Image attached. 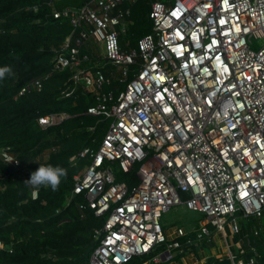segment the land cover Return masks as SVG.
<instances>
[{"label": "built area", "instance_id": "built-area-1", "mask_svg": "<svg viewBox=\"0 0 264 264\" xmlns=\"http://www.w3.org/2000/svg\"><path fill=\"white\" fill-rule=\"evenodd\" d=\"M122 1L130 0L52 10L73 27L53 52V69L71 70L74 85L95 98L87 113L109 118L97 149L84 147L69 159L89 157L90 164L74 175L66 202L83 194L95 215L108 212L84 264H126L156 246L163 247L146 263L169 264L174 250L182 256L203 250L209 225L224 242L211 247L205 264H216L211 258L258 264L261 255L241 235L238 217L264 230V42L253 47L264 40V0H152L151 31L137 50L120 43L128 25ZM88 39L99 46L102 64L90 65L80 54L78 44ZM105 64L113 71L106 74ZM132 64L138 68L127 81ZM112 81L123 85L116 98ZM41 87L35 78L14 98ZM65 117L43 116L39 123ZM0 160L19 168L9 147L0 148ZM136 164L138 183L130 190L113 171L127 173ZM179 204L203 214L194 237L182 227L172 238L164 232L163 213ZM0 249L11 247L0 240Z\"/></svg>", "mask_w": 264, "mask_h": 264}, {"label": "trees", "instance_id": "trees-1", "mask_svg": "<svg viewBox=\"0 0 264 264\" xmlns=\"http://www.w3.org/2000/svg\"><path fill=\"white\" fill-rule=\"evenodd\" d=\"M88 1L0 0V67L11 70L0 78V148L9 147L19 160L18 169L0 160V240L11 247L0 249V264H84L98 243L95 230L107 218L108 212L95 215L83 194L72 196L68 202L66 198L74 186V175H81L90 164L89 157L74 163L70 157L84 147L97 149L109 118L88 114L87 108L95 103L93 94L81 84L74 85L71 70L52 66L54 50L73 29L68 20L54 18L52 10L79 7ZM151 1L120 2L118 9L128 10L127 28L120 33L122 47L137 50L138 39L151 31ZM78 47L80 54L88 57V64L104 62L92 39ZM137 68V64L130 65L127 81ZM102 70L107 74L113 67L105 64ZM39 77V91L14 98L22 86ZM116 88L123 85L112 81L108 89L114 98ZM52 114L66 117L51 124L39 123L40 117ZM49 163L67 170L56 190L25 182L38 164ZM136 171L137 164L127 173L114 168L113 174L131 190L138 183ZM33 188L37 189L36 198L31 197ZM241 227V235L247 234L261 255L258 264H264V230L259 232L254 219L242 220ZM162 247L133 256L126 264H144ZM208 261L228 264L212 258Z\"/></svg>", "mask_w": 264, "mask_h": 264}, {"label": "rangeland", "instance_id": "rangeland-1", "mask_svg": "<svg viewBox=\"0 0 264 264\" xmlns=\"http://www.w3.org/2000/svg\"><path fill=\"white\" fill-rule=\"evenodd\" d=\"M263 42H264L263 39L254 40V46L253 47L258 48L259 46H261L263 44ZM235 215L238 216L237 214H235ZM202 218H203L202 213L189 210L183 204H179V205L172 206L169 209H167L164 212L163 217H161L160 222H161L162 226H163V222H164V225L166 227L175 226L174 230L178 227V225L183 226L186 229H188L189 226L192 224V225H194V228L191 230V233L194 235H191V236L194 237L195 232L197 231V229L199 227L200 220ZM226 218L229 219V216H226ZM238 220L242 221L243 219L238 217ZM209 229H210V237L211 238L215 237V239H217L218 234H217L215 228L212 227L211 225H209ZM206 242H208V241H206ZM219 245H220L219 242H209V243H205L203 249L204 250H211L212 249L211 247L215 248V246H219ZM219 251H220V249H214V252H219ZM173 254L175 255L173 260H178L182 256L180 254H177V252L175 250L173 251Z\"/></svg>", "mask_w": 264, "mask_h": 264}, {"label": "clouds", "instance_id": "clouds-1", "mask_svg": "<svg viewBox=\"0 0 264 264\" xmlns=\"http://www.w3.org/2000/svg\"><path fill=\"white\" fill-rule=\"evenodd\" d=\"M10 71L8 66L0 67V78H3L5 73H10ZM66 175L67 170L60 165L38 164V167L31 172L30 178L25 182L33 187L44 186L56 190Z\"/></svg>", "mask_w": 264, "mask_h": 264}, {"label": "crops", "instance_id": "crops-1", "mask_svg": "<svg viewBox=\"0 0 264 264\" xmlns=\"http://www.w3.org/2000/svg\"><path fill=\"white\" fill-rule=\"evenodd\" d=\"M162 217H163V215H162ZM162 227L164 228V232H165L167 238H172L174 236V232H175L174 228H175V226L166 227L164 225V222H163V226ZM178 227L185 228V227L180 226V225H178ZM193 228H194V225H192V224L189 226L188 229L185 228L189 232L188 234L190 236L193 235L191 233V230ZM223 240L224 239L221 237V235L218 234L217 239H215V237L214 238L212 237L210 239V241H208V242H219L220 243V242H224ZM212 252H213V248L210 251L209 250L200 249V250L194 252L196 257L194 256V254H187V255L181 256L178 260H174V261H172L169 264H205V259L204 258L209 253H212ZM197 256H198V258H197ZM144 264H148V263H144Z\"/></svg>", "mask_w": 264, "mask_h": 264}]
</instances>
